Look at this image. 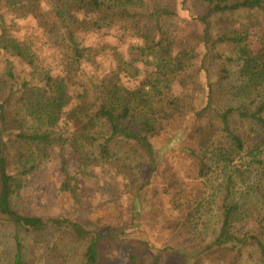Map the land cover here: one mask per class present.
I'll list each match as a JSON object with an SVG mask.
<instances>
[{
    "label": "trees",
    "instance_id": "obj_1",
    "mask_svg": "<svg viewBox=\"0 0 264 264\" xmlns=\"http://www.w3.org/2000/svg\"><path fill=\"white\" fill-rule=\"evenodd\" d=\"M45 47L53 66L41 59ZM169 131L166 143L197 166L202 189L169 225L177 244L164 253L181 264H240L246 255L264 264V0H0V225L10 231L12 264H65L56 242L64 237L83 245L80 264H101L109 243L130 248L123 264H144L146 244L134 249L142 191L163 166L157 144ZM54 148L61 189L74 200L99 169L141 174L131 228L122 213L78 222L21 212L27 176ZM209 215L217 225L204 242Z\"/></svg>",
    "mask_w": 264,
    "mask_h": 264
},
{
    "label": "rangeland",
    "instance_id": "obj_2",
    "mask_svg": "<svg viewBox=\"0 0 264 264\" xmlns=\"http://www.w3.org/2000/svg\"><path fill=\"white\" fill-rule=\"evenodd\" d=\"M184 8L187 6H179L180 19L187 21V27L199 38L200 30H193L191 16ZM31 26V23H23L22 29L29 31ZM186 32V30L181 31L185 35ZM101 43L113 44V41L103 39ZM40 53L42 61H45L47 65H54L52 50L45 47ZM208 76L203 74L202 81L206 82ZM178 127L177 124H174L170 131L176 130ZM69 129L71 130L72 127L70 126ZM170 131L165 134V144H157L163 156L161 158L163 166L158 175L151 179L149 185L142 191L146 201V208L139 218L143 234L138 238L140 241L137 242L134 249L140 247L139 242L146 244L145 256L148 260L144 264H155L154 259L158 261L157 264H181L179 258L172 252L164 253V248L169 250L166 247L167 243L177 244L175 236L170 233L169 225L182 220L188 214L189 210L185 205L192 204L202 189L200 180L197 178V166L184 155L172 149V143H166L169 141ZM65 133L68 132L63 131L61 137ZM51 155V162L27 176L24 188L20 192L19 209L21 212L29 211L42 217L65 216L78 222L89 218L114 219L122 213L123 219L126 221L125 224L128 225V228L132 227L133 223L129 213L130 197L133 195L134 185L137 186L140 183L138 180L141 174L118 176L113 170L99 169L94 180H85L80 183L78 200H74L69 192L61 189L65 175L60 170L61 160L58 158V149L54 148ZM63 155L67 161L66 169L69 177L73 180L77 179L78 170L74 157L68 150L64 151ZM140 164L142 165V161L137 162L134 167L139 169ZM139 172L140 170L135 173ZM112 223H115L114 220ZM216 225V219L212 215L205 217V224L201 228L204 242L212 239L211 236L216 230ZM11 239L10 231L0 225V264H12L14 246ZM57 240L61 254L66 259L65 264H80L83 245L65 237ZM38 249L40 248L38 247ZM128 252H130V248H123L121 253H118L116 246L111 243L105 244L102 247L101 264H123L121 262L124 261L123 256ZM34 255L39 258L42 254L36 250ZM32 261L31 264L36 263L34 259ZM240 264H252V261L248 260L246 255Z\"/></svg>",
    "mask_w": 264,
    "mask_h": 264
}]
</instances>
